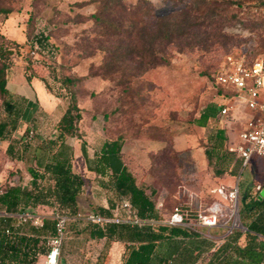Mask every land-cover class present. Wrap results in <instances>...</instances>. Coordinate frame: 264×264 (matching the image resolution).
Returning a JSON list of instances; mask_svg holds the SVG:
<instances>
[{"label": "rangeland", "instance_id": "1", "mask_svg": "<svg viewBox=\"0 0 264 264\" xmlns=\"http://www.w3.org/2000/svg\"><path fill=\"white\" fill-rule=\"evenodd\" d=\"M149 1L153 5L154 15L160 17L177 10V3H188L190 0ZM206 1L222 9L223 18L229 20L224 22V32L230 34L232 39L208 50L185 46L178 51L175 46H170L168 65L141 72L136 61H124L113 68L112 54L107 48L112 49L120 40L99 35L92 18L99 10L98 1L0 0V9L10 11L9 14L0 13V34L8 39H5V45L14 47L10 41L22 44L19 51L15 49L14 54L8 57L7 63L12 64L11 67H20L24 83L29 81L32 74H36L38 79L46 82L53 96L47 101L38 100L30 119H19L17 130L11 134L14 141L0 144V168H4L6 158H9V144L24 159L27 157V162L20 165L22 168L17 167L19 164L15 162L12 183L25 188L30 186L31 177L27 168L32 157L22 151L25 145L34 150L43 142L56 138V126L71 102L70 94L62 89L60 80L70 76L78 79L71 88L77 94V103L83 110L78 137L68 139L76 149L72 160L77 167L84 164V155L94 157L105 141L121 139L124 161L138 183L145 185L148 193L151 189L157 190L156 203L162 212V222L166 223L177 208L185 218L182 226L200 229L205 236L217 241L239 227V209L246 186L250 184L251 197H256L258 187L264 183V158L255 156L248 166L240 167L229 150L231 147L217 153L212 150V145L205 146L217 123L203 129L195 121L207 106H218L223 99L226 100L224 95H228V92L223 91L216 79L228 58H245L252 62L262 52L264 0ZM137 3L138 0H126L129 6ZM237 13L238 17L231 22ZM40 34L48 36L58 49L54 61L55 75L42 68L39 61L44 59L35 53V49H29L27 40ZM31 60L36 61L33 66L29 63ZM34 86L41 96L38 81ZM5 119L6 113L0 101V122ZM226 121L231 122L233 130L238 133L245 128L232 117L226 118ZM30 131L34 135L29 145L25 140ZM172 143L178 150L175 156L158 155L153 160V154L166 150L167 145ZM206 149L211 152V158L206 155ZM220 154H227L228 158L233 159L227 161ZM158 158L161 167L158 165L156 171H152V163ZM164 160L168 162L164 163ZM87 181L79 198L81 217L78 219L71 210L55 204L54 198H51L53 206H39L33 211L49 219L63 211L68 214L71 221L67 237L75 238L77 242L71 256L76 264H93L95 252L103 249L102 242H88L90 240L84 231L88 224L86 218L92 203L105 204L107 197H112L98 183L99 179L90 175ZM9 185L3 182L0 191ZM40 185L48 189L53 181L47 175ZM236 187L239 188L237 203L230 198V193ZM112 198L114 203L118 201ZM215 210L219 214L217 225L206 227L202 217L213 215ZM32 248L28 264H40L39 257L45 245L39 243L34 250ZM82 250L85 252L82 253ZM116 258L118 261V253ZM116 258L110 264H118Z\"/></svg>", "mask_w": 264, "mask_h": 264}, {"label": "trees", "instance_id": "2", "mask_svg": "<svg viewBox=\"0 0 264 264\" xmlns=\"http://www.w3.org/2000/svg\"><path fill=\"white\" fill-rule=\"evenodd\" d=\"M94 1L99 3L98 12L92 16L99 35L120 40L112 49L107 48L112 54L113 68L124 61H136L139 71L145 72L170 63V46H175L178 51H182L185 46L208 50L232 39L230 34L224 32V22L229 20L223 18L222 9L206 0L177 3V10L160 17L154 15L153 5L149 0H138L134 6L127 5L126 0ZM0 13L9 14L10 11L1 8ZM237 17L238 13L230 21ZM5 39L7 38L0 34V101L6 113V119L0 122V140L12 141L11 134L17 130L19 119H27L31 102L8 88V71L12 65L7 63L8 57L14 54L15 49L19 51L22 44L10 41L14 47L9 48L5 45ZM27 42L30 44L29 49H35L39 57L44 59L39 61L40 66L55 75L54 61L58 49L48 36L35 35ZM29 63L33 66L36 61L31 60ZM31 77L37 76L32 74L29 79ZM77 80L70 76H64L60 80L62 89L69 92L71 102L56 126V138L43 142L34 150L25 145L22 153L32 157L28 168L30 186L25 188L21 185H9L0 192V215L31 213L39 206H53L51 198L62 209L71 210L76 217L80 214L79 198L88 179L74 171L73 149L67 144L69 138H77L80 133L78 124L82 120L83 110L77 103V94L71 88ZM213 117L211 114L201 115L200 126H205ZM224 134L222 129L216 132L215 143L211 148L217 153L223 150L226 141ZM28 138L29 135L25 142L30 145L33 138ZM123 149L121 139L107 140L94 154L91 162L84 155L89 170L96 174L101 187L118 200L114 203V198L108 196L107 207L92 203L90 212L103 219L125 217L119 204L126 199L139 220L152 223L138 226L128 223L88 222L84 230L86 238L104 241L95 264L105 263L114 242L124 245L122 264H264V196L261 197L264 183L256 197H251L250 184L246 186L239 209L241 225L233 228L221 241H217L205 236L200 229L171 226L162 222V212L156 203L157 190L151 189L148 193L146 186L137 182L125 164ZM207 149L206 155L211 158L212 154ZM176 153L172 144H168L166 150L153 154L152 157L155 161L158 155L170 157ZM7 154L12 159H24L14 151L12 144L8 145ZM221 156L223 157L220 154ZM159 160L158 158L155 163L153 161L152 171L160 166ZM167 162L164 160V163ZM47 175L53 185L45 189L40 181ZM175 211L179 212V209L176 208ZM61 213L67 214L64 211ZM181 215L184 222L185 218ZM13 224L11 218H0V264H28L31 248L34 250L39 243L46 245L55 232V220L49 218L44 220L40 228Z\"/></svg>", "mask_w": 264, "mask_h": 264}, {"label": "built area", "instance_id": "3", "mask_svg": "<svg viewBox=\"0 0 264 264\" xmlns=\"http://www.w3.org/2000/svg\"><path fill=\"white\" fill-rule=\"evenodd\" d=\"M216 81L222 88L244 98L247 108L254 114V117L247 122L246 128L239 134L240 145L232 149V152L238 155L245 166L255 156L264 158V48L252 62L246 61L245 58L230 56ZM229 110L230 108L225 107L221 113L226 115ZM33 135V131H30L28 140H31ZM258 189L260 190V187ZM238 192L239 188L236 187L230 193L231 201L237 203ZM119 207L125 212V217L116 216L114 219H103L89 214L86 220L99 224L128 223L138 226L152 223L139 220L131 203L126 199L121 200ZM218 215V211L215 210L213 215L202 217L203 225L206 227L216 226ZM77 217H81V214H78ZM77 217L76 219H78ZM17 218L19 226L31 225L40 228L43 225V218L33 212L22 213ZM53 219L55 220L54 236L47 241L44 251L39 257L41 258L40 264H59L62 247L67 238L68 224L71 218L67 214L56 213ZM166 223L171 226H182L184 222L182 215L175 212Z\"/></svg>", "mask_w": 264, "mask_h": 264}, {"label": "crops", "instance_id": "4", "mask_svg": "<svg viewBox=\"0 0 264 264\" xmlns=\"http://www.w3.org/2000/svg\"><path fill=\"white\" fill-rule=\"evenodd\" d=\"M20 71H21V69L18 66L11 67L10 72H8V80H9L8 81V85H10V90L13 93H15L17 95L24 96L26 99H28V101L31 102V104H30V106L28 108L29 114H28L27 119H26V120H28L33 115L34 109L37 106V101L38 100L39 101H42V100H46L47 101L52 95L48 91L46 83H44V81H41L37 77H31L30 79H28L29 81L24 83L25 79H24V77H22ZM36 81H38V86H39V89H40V92H41V96L38 95V92H37V90H36V88L34 86ZM223 91L224 92H228V95H224L226 100L223 99V102L220 103V105H218V106H216L215 104L211 105V106H207L202 111V113L199 115V117L195 121V124H197L200 128L208 129V127L210 125H212V123L216 122L217 125L215 126V128H212V130H211V132H210V134L208 136V140L205 143V146H209V145H212V144L215 143L214 142L215 138H216L215 136H216V132H217L218 129L224 130V132H225L224 136L226 138V141H225L223 150L225 151L227 149V147H231L229 150L231 151V153H233L232 155H235V157L237 158V160L239 162V166L240 167H242V166L246 167L251 162L248 165L245 166L243 164L242 160L238 157V155L236 153L232 152V149H235L237 146L240 145L239 134L246 128L247 122L250 121L254 117V114L247 108L246 101H245L244 98H242L241 96H238L236 93H234L232 91H229V90H226L224 88H223ZM225 107L230 108V110H229V112L226 115H223L221 113V111ZM204 114H211V115H214V117L210 118L208 120V122L206 123V125L202 127V126H200L199 122H200L201 115H204ZM228 117H232L235 121H240L241 125H243L245 128L240 133L234 131L233 128H232L231 122L228 121V123H226L227 122L226 118H228ZM223 123H225V124H223ZM236 126H239V125L237 124ZM5 142L6 141H0V144H4ZM67 144L72 147L73 152L76 154V149L73 148V146L71 144H69L68 141H67ZM172 146H173L174 150L176 152H178V150L175 148V144L174 143H172ZM223 150H222V152H224ZM79 152H80V150H79ZM223 156L225 158H227L226 159L227 161H230V162L233 159V158H228L227 154H224ZM93 158L94 157H91V156L88 155L87 159L91 162V160ZM6 161L7 162H6V165L4 166V168H0V187L2 186L3 182H8L10 184V186H16V184L12 183V178L13 177L11 178L12 173H13L12 171L16 167L15 162H17L19 164V166H17V167L22 168V166H20V165H22V163L25 164L27 162V159L25 158V159L21 160V159H12V158L9 157V158H6ZM72 164H73L74 171L76 173H79L83 177L88 179V177H90V175H92V177L97 178L96 174L89 170L85 158H84V164H82V166H81V164H79V167H77L73 160H72ZM30 166H31V164H30ZM28 168H27V170H28ZM7 173H8V175H7ZM6 175H7V177H6ZM98 183H99V181H98ZM0 192H2V190ZM99 205L107 207L108 206L107 199L105 200V204L103 203V204H99ZM89 214H92V213L90 212ZM18 215H20V214H14V215L6 214V215H1V216L11 218V220H13V222H14L13 225L14 226H19L18 222H17L18 221V218H17ZM12 217H16L17 219L16 218H12ZM42 218H43V222H44V220L46 218L45 217H42ZM88 222H91V221H88ZM22 226H24V225H22ZM74 240H75V238H72V237L71 238H68V237L66 238V240L64 242V245L62 247V252H61V255H60V259H59V264H76L75 259L71 258V256L73 257V255H72L73 251H75V250H73L74 249L73 246L75 244H77V242H75ZM91 241L95 242V240H90L88 242H91ZM96 242H102L103 246H104V241L103 240L96 241ZM83 252H85V251L82 250V253ZM101 252H102V249H100L98 252H95V254H94L95 256H94V258H92L93 259V264L96 263V261H97L98 257L100 256ZM123 252H124V245L122 243H120V242H114L112 244L109 252H108V257H107V259H106L104 264H110L111 261H114V259L117 256V253L119 254V258H118V261H117V258H116V262H118V264H122L123 263L122 262Z\"/></svg>", "mask_w": 264, "mask_h": 264}, {"label": "water", "instance_id": "5", "mask_svg": "<svg viewBox=\"0 0 264 264\" xmlns=\"http://www.w3.org/2000/svg\"><path fill=\"white\" fill-rule=\"evenodd\" d=\"M264 196V191L261 193V197H263Z\"/></svg>", "mask_w": 264, "mask_h": 264}]
</instances>
